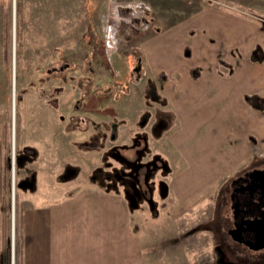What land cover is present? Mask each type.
Masks as SVG:
<instances>
[{
    "label": "rangeland",
    "instance_id": "obj_1",
    "mask_svg": "<svg viewBox=\"0 0 264 264\" xmlns=\"http://www.w3.org/2000/svg\"><path fill=\"white\" fill-rule=\"evenodd\" d=\"M205 1L226 14L264 17V0ZM128 4L149 7L143 0H0V245L16 235L21 199L37 205L50 193L60 198L72 186L94 185L125 193L146 264H264L263 250L240 247L230 231L239 222L226 207L231 183L217 198L194 200L202 202L193 209L169 190L168 165L150 146L173 117L158 125L163 109L153 105L149 119L136 123L149 78L137 42L151 10L114 26ZM21 155L30 158L19 165ZM66 164L79 180L62 178ZM222 230L230 238L219 237Z\"/></svg>",
    "mask_w": 264,
    "mask_h": 264
},
{
    "label": "crops",
    "instance_id": "obj_2",
    "mask_svg": "<svg viewBox=\"0 0 264 264\" xmlns=\"http://www.w3.org/2000/svg\"><path fill=\"white\" fill-rule=\"evenodd\" d=\"M143 1L151 22L138 35V49L166 103L147 106L144 97L136 123L153 105L163 109L156 124L171 114L150 149L167 163L178 202L196 208L200 199L217 198L223 184L264 166V111L245 100L264 97V61L250 58L258 47L264 57V17L226 14L205 0ZM53 195L37 205L21 199L16 235L8 233L4 247L1 238L0 264L12 257L13 264H146L124 192L86 185Z\"/></svg>",
    "mask_w": 264,
    "mask_h": 264
},
{
    "label": "flooded vegetation",
    "instance_id": "obj_3",
    "mask_svg": "<svg viewBox=\"0 0 264 264\" xmlns=\"http://www.w3.org/2000/svg\"><path fill=\"white\" fill-rule=\"evenodd\" d=\"M137 141L140 142L141 139ZM131 190L128 192L131 193ZM229 191V206L226 203V207L239 219L238 226L230 229H239L240 237L236 239L238 245L252 252L254 249H258L256 252L264 251V167L241 176L240 181L231 184ZM136 194L138 195V192ZM220 233L219 237L225 234L230 238L228 230H222ZM225 258L227 255L222 251L218 260L223 259L225 262Z\"/></svg>",
    "mask_w": 264,
    "mask_h": 264
},
{
    "label": "trees",
    "instance_id": "obj_4",
    "mask_svg": "<svg viewBox=\"0 0 264 264\" xmlns=\"http://www.w3.org/2000/svg\"><path fill=\"white\" fill-rule=\"evenodd\" d=\"M262 28L264 29V22L262 23ZM260 52H261V49L258 47L251 54L250 58H251L252 62L262 63L264 61V57L259 56ZM199 71L200 70L198 68L191 70L193 78H198L199 77ZM140 73H139V75H140ZM164 78L165 77L163 75H160L161 81H163ZM144 97H145V101H146L147 106H150V105H152L154 103H157V104H165L166 103V100L160 95L158 87H157L155 81L152 78H147L146 79V88L144 90ZM245 100L254 109H257V110H260V111H264V97H261V96H258V95H246L245 96ZM148 119H149V113L148 112L144 113L141 116V120L142 121L146 122ZM27 158H30V156H24V158H23L22 155L18 156L17 157V163H19V165H20V163L22 164V160L23 159L26 160ZM35 159H36V156L33 157L32 160H35ZM74 169H76V168L72 167L69 164H66L65 167H64V171L62 172V178H64L65 181H67V180L72 181V180L76 179V177L79 175L78 169L75 170L74 174L68 175L69 172H71ZM22 182H20V183H22ZM20 183L17 184L18 187H20L19 186ZM108 190L111 191L112 189H108ZM4 258H5V255H3V259Z\"/></svg>",
    "mask_w": 264,
    "mask_h": 264
},
{
    "label": "built area",
    "instance_id": "obj_5",
    "mask_svg": "<svg viewBox=\"0 0 264 264\" xmlns=\"http://www.w3.org/2000/svg\"><path fill=\"white\" fill-rule=\"evenodd\" d=\"M120 7H123V8H128L129 9V14L128 15H126V16H123L122 15V17H120L119 19H118V21H117V23H115V25L114 26H118V24L121 22V21H126V22H129V21H131V19L133 18V17H136L137 16V13H138V11H143L144 13H147L146 11L147 10H150V8L148 7V6H146L145 4L143 5H141V4H139V6L138 7H136L135 5H124V6H120ZM139 9V10H138ZM124 17V18H123ZM114 18H116V16L115 15H113V17H112V22L114 23L115 22V19ZM128 18V19H127ZM110 28H111V26H110ZM112 29V28H111ZM110 32H111V30L108 32V34H110ZM108 44V43H107ZM110 44V43H109ZM107 46H109V45H107Z\"/></svg>",
    "mask_w": 264,
    "mask_h": 264
},
{
    "label": "water",
    "instance_id": "obj_6",
    "mask_svg": "<svg viewBox=\"0 0 264 264\" xmlns=\"http://www.w3.org/2000/svg\"><path fill=\"white\" fill-rule=\"evenodd\" d=\"M141 70V65L139 64V66L135 69V71L136 72H139ZM13 189H14V185H13ZM232 235H233V237L235 238V239H238L240 236H239V234H240V232H239V229L238 228H236V229H234L233 231H232Z\"/></svg>",
    "mask_w": 264,
    "mask_h": 264
}]
</instances>
